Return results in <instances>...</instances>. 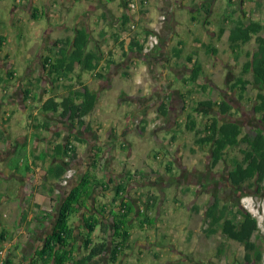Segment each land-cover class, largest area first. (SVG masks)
<instances>
[{
	"label": "crops",
	"instance_id": "0c3cea01",
	"mask_svg": "<svg viewBox=\"0 0 264 264\" xmlns=\"http://www.w3.org/2000/svg\"><path fill=\"white\" fill-rule=\"evenodd\" d=\"M27 1L29 0H22V2L15 0L10 13V22L8 21V25L5 26L0 23V41L5 39L0 44V249L7 252L9 264H42L38 253L45 247L48 237L53 233L61 201L69 188H61L63 183L60 186L59 183L49 180L44 173L45 166L48 167L50 163L45 165L39 160L34 163L33 156L49 152L58 142L64 141L70 135L73 137L78 135L88 140V143L78 142L77 144L78 157L83 161L95 157L96 150L92 149L98 143L103 144L104 149L107 150L104 160L109 158L115 174L121 175L129 170L132 172L142 170L146 173L159 171V174L164 175V181L161 186H158L162 188L159 194L161 198L153 210L156 215V228L134 229L125 253L119 260L109 262V256H106L105 261L99 264H133L135 257L138 259L149 257L154 247H157V253L171 252L174 256V253L182 254L179 244L170 247L165 243L168 240V234H162L161 230L167 222L175 221L176 225L180 224L181 221L177 219L180 215L179 211L185 208L188 212L185 206L187 201L181 198V194L192 184L178 183L173 207L168 209L167 205L171 198L165 192V187L174 186V182H170L165 170L167 165L172 166L178 177L179 174H184L185 170H189V166H197L196 161H192L189 165L185 159L190 156L189 149L194 152L195 157H198V152L210 155L208 147H201L195 133L187 131L184 126L187 115L192 112L193 102L211 98L214 104H218L223 98H228L233 91L230 87L232 83L218 84L219 80L224 78L223 71L211 69L209 73H206L203 58L211 57L216 53L219 42H228V31L221 37L219 31L223 24L231 25L230 19L224 20L225 15H229L228 7L233 9L234 6L229 5V0H226L228 3L227 7H224L225 12L215 18L212 5L209 12H206V8L203 7L204 4L210 3L209 0H148V4L142 7L140 17L141 23L145 22L144 29L159 30L162 35L166 23L171 28L168 39L166 35L160 39L162 50L160 53L164 57L153 63V72L141 56H132L129 60L117 56L114 64L106 66V63H103L102 67L106 69L104 79L98 78L94 73L84 72L82 80L98 93L96 108L86 118L89 126V130H86V126L78 128L76 123L72 124L42 110V105L49 97L57 95L61 98L67 92L61 88L65 81L52 83L48 71L42 66L43 59L59 50L61 47L58 43L59 39L73 35L74 28L84 21L87 11L92 12L90 18L92 28L98 27L96 23L100 15V29L105 28L112 32L120 26L122 13L125 10L130 13L128 5L123 7L122 0H80L82 4L78 7L76 4L78 0H32L29 5H26ZM35 3L38 4L40 11L44 12L42 17H47L49 26L44 30L46 31L45 41L34 61L36 63L27 64L19 70L16 67L17 58L10 47L13 48L15 44L18 47L21 46L17 42L19 31L16 26L21 21V16H18L21 12L20 8L23 7L26 10L24 21L34 19L32 12ZM241 4L238 15H243L244 11L249 12V9L245 8V0H241ZM154 6L159 8L160 12L166 11L165 14L168 12V21L163 24L153 22L151 10ZM103 13L105 17L101 16ZM106 15H110L109 22L105 20ZM218 27L219 30L216 31ZM185 30L189 33L186 37L183 35ZM208 32L211 33L208 34ZM110 35L105 44L113 47L114 40ZM127 44L126 42V46ZM205 45H210L212 51L208 52ZM175 48H181L180 57L174 56ZM202 49L203 54L202 51L199 52ZM194 51L198 52V58L203 63L204 72L200 75L198 82L208 84L207 94L210 95L206 97L186 81V78L191 75L195 62V58L190 61L188 56ZM228 54H234L233 56L237 59L240 57L229 48V42ZM119 67L123 68L120 71L122 76L123 72L128 74L123 76L126 85L119 87V90L115 92L114 87H118L119 81L116 80L117 76L113 75L119 71ZM113 69H116L115 72ZM213 72L214 75H212ZM156 76H159L160 81L154 86L151 78ZM210 79L212 81L209 82ZM25 90L31 91L28 96L25 95ZM158 90L167 94V97L163 99L168 108L167 116L158 112L159 96L154 94ZM233 93L238 96L237 91ZM150 96L156 99L152 100ZM110 102L120 104L119 117L112 116V108L108 107ZM215 107L212 108L213 113H217L218 108ZM158 116H162L165 123L159 125L156 120ZM199 118L203 122L206 120L201 115ZM45 119L50 122L48 126L35 127L36 124L43 123ZM119 124L121 129L118 128ZM133 131L138 134L139 143L143 142L136 144L138 149L134 150L133 143L128 138L129 133ZM147 139L149 142L146 144ZM24 143H27L26 154L32 165L30 172H22V168L18 170L8 166L11 160L16 158L18 146ZM156 146H163L164 150L156 151L154 149ZM138 158L140 161L136 162ZM175 159L180 160V168L177 167ZM122 161L125 162L122 163ZM3 164L6 165L3 166ZM66 172L64 170V177ZM102 172L99 171V174L102 175ZM155 177L153 176L152 180ZM132 180L135 181V178ZM139 183L137 179L133 182L129 190L130 194L150 189L140 186ZM151 190L157 193L156 186H152ZM94 195L105 202L113 197V192L109 189L104 194L96 192ZM190 200L191 205L195 206L194 199ZM72 222L76 232L71 247H74L75 254L78 256L83 251L81 234L85 230L81 214L74 216ZM99 235L101 232L96 229L94 237L97 238ZM180 237L185 240L184 237ZM171 249H175L176 252H172ZM171 259L174 260V257ZM148 260L151 261V259Z\"/></svg>",
	"mask_w": 264,
	"mask_h": 264
},
{
	"label": "trees",
	"instance_id": "16d2710c",
	"mask_svg": "<svg viewBox=\"0 0 264 264\" xmlns=\"http://www.w3.org/2000/svg\"><path fill=\"white\" fill-rule=\"evenodd\" d=\"M229 2L234 7L233 9L228 7L229 15H225L224 21L227 18L232 22L231 25L221 26L219 36L228 31L229 48L237 56L243 54L247 56L239 75L230 86L233 91L238 92V98L243 101L250 94L251 89H264V22L253 16L247 17V13L252 12L251 9L249 12L244 11L243 15H238L243 3L241 4L240 1L237 6L233 5V0ZM122 3L128 5V0H122ZM203 7L206 8V12H209L211 3H206ZM43 14L44 12H41L38 7L33 9L34 19L41 18ZM90 15V11H87L84 21L82 20L83 22L74 28L73 35L59 39L58 43L61 45L59 50L44 57L42 63L52 83L65 81L61 88L67 91L61 98L57 95L49 97L42 105V110L72 124L76 123L78 128L86 126V130H89L86 118L96 108L98 93L82 80V74L91 72L98 78L104 79L106 69L104 70L102 64L106 63V66H109L116 62L114 52L103 49L101 41L107 43L108 35L111 34L114 40L113 47L121 51V58L129 60L132 54H139L148 63L152 72L154 71L153 63L162 57L160 42L148 52L144 51V44L138 42L137 35L151 33L144 29L140 19L136 21V32L126 46V40L122 38V34L133 20L131 12L125 10L122 13L120 26L115 31L100 29L101 39L94 35L95 29L91 27ZM101 16L105 17V13ZM98 18L96 25H99L100 15ZM168 25V23L165 24L159 39L165 37L167 31H170L171 28ZM251 42L255 43L254 49L245 50V46ZM205 46L208 52L212 51L210 45ZM181 51V48H175L174 56L180 57ZM188 58L190 61L195 58V62L191 75L186 78V81L202 92L204 97L209 96L208 84L198 82L200 75L204 72L198 52H192ZM127 74L123 72V76ZM30 92L25 90V95L28 96ZM154 94L159 96L158 105L156 104L158 112L167 116L168 108L163 101L167 94L161 90L155 91ZM150 98L156 99L152 96ZM248 100L250 101V98ZM193 104L192 112L187 115L184 128L195 133L201 147H208L213 159L228 163L230 168L227 178L233 191L242 196L249 194L246 187L256 189L255 194L264 192V130L259 126L264 124V98L260 97L253 103L252 110L257 119V126L248 128H244L237 120L225 118L241 111L236 108L230 98H223L218 104H214L211 98L197 100ZM214 106L218 108L217 113L212 112ZM200 115L203 119L206 118L204 122L199 118ZM49 124V120L45 119L43 123L36 124L35 127H46ZM78 142L88 143V140L78 135L74 137L70 135L64 141L58 142L49 152L33 156L34 163L38 160L43 164L50 163L48 167L45 166L44 174L49 180L59 185L64 181V170L75 169L74 176L69 182L60 185L61 188L69 189L61 201L53 233L48 237L45 247L38 253L42 264H99L105 261L106 256H109V262H117L125 253L134 229L156 228V215L153 210L161 195L153 192L151 187L161 186L164 175L159 174V171L146 173L142 170L134 172L129 170L121 175L115 174L109 158L104 160L107 150L104 149L103 144L97 143L93 146L95 149L92 150H96L95 157L83 161L78 157ZM26 151L27 143L19 145L16 158L11 160L9 167L18 170L22 168V172H30L32 165ZM75 165L77 167H74ZM77 169L79 171H76ZM99 171H103V174L100 175ZM166 172L175 176L174 169L170 165L166 166ZM153 176H156L154 180H152ZM132 178H135V181L139 180L140 186L150 189L130 194L129 190L135 182ZM169 178L170 182H174L171 176ZM109 189L113 192V197L109 201L104 202L94 195L96 192L104 194ZM237 199L224 202L221 197L215 195L213 200L203 206L205 222L209 220L215 222L207 233L220 232L224 238L245 245V260L250 264H264L263 245L259 242L262 232L258 218L240 204V197ZM194 207L198 211L202 209L198 205ZM80 214L85 230L81 234L83 251L77 256L74 247H71L76 232L72 218ZM96 229L101 232L97 238L94 237ZM109 241L112 242L111 248L108 247ZM9 262L7 258L6 264Z\"/></svg>",
	"mask_w": 264,
	"mask_h": 264
},
{
	"label": "rangeland",
	"instance_id": "374dc122",
	"mask_svg": "<svg viewBox=\"0 0 264 264\" xmlns=\"http://www.w3.org/2000/svg\"><path fill=\"white\" fill-rule=\"evenodd\" d=\"M240 1L241 0H233V3L234 5H239ZM31 2L32 0L27 1L26 5H29ZM209 2L212 5V9H214L216 15L215 18L218 17L219 14L225 12L224 7L228 3L226 0L225 3L224 0H209ZM245 2H246L245 8L252 10V12H250L248 17L253 16L264 22V0H245ZM14 3L15 0H0V23L2 24V26L8 25V23L10 22L11 19L10 13H11V9L14 6ZM76 4H78L77 5L78 7L82 3L80 0H78ZM121 5L123 7L125 6L123 3ZM35 7H38L37 3H35L34 8ZM20 11L21 12H19L18 16L19 17L21 16L20 19L21 21H19V23H17L16 26H17V30L19 31L17 42L20 43L21 46L18 47L15 44L13 48L12 47L10 48L11 51L15 53V56L17 58L18 63L16 67H18L19 70H22L25 65L30 63L31 64L36 63L34 61L36 60L38 53L42 49V44L45 41L46 31L44 30L48 28L49 21L47 17H42L39 19H29L24 21L26 10L23 9V7H21ZM151 11H152V16L154 18L153 22L155 24L161 22V15L166 16L164 23L168 21L169 19L168 12L167 14H164L166 11H163L161 14L159 8H157L156 6H154ZM180 11H183V9H180ZM91 13L92 12L90 10V14ZM105 20L109 22L110 15H106ZM144 24L145 22H142L143 26H145ZM99 29L100 26L98 25V27L95 28L94 30V35L97 36L98 39H101L99 37ZM218 30L219 27L216 28V31ZM210 33L208 32V34ZM169 34L170 33L168 31V34H166L167 39ZM188 34L189 33L187 30L183 32L184 37H186ZM210 39L213 40V38ZM101 43L103 44L104 49L106 51L112 50L115 54L114 55L115 57L121 56L120 50L118 49L115 50L114 47H112V45L105 44L103 41H101ZM218 45L219 48L216 53L212 54L211 57L209 56L203 58L205 71L206 73H209L211 69L212 70L215 69V71H217L216 69H218V71H223L224 78L222 80H219L218 84L219 85H224L225 83L230 84L234 82L236 77L239 75L243 63L247 60V56L243 54L237 59L235 56H233L234 54L232 55L228 54V42L226 41L219 42ZM254 47H255V43L251 42L250 44L245 46L244 49L253 50ZM201 51L203 54V49L200 50L199 52ZM132 55L140 56L139 54L136 53ZM163 57L164 56L162 55L160 60ZM122 69L121 67H119V71L113 75V76L116 75L117 76L116 80L119 81L118 87L117 86L114 87L115 92L119 90V87H123L126 85V80H124V77L120 74V71H122ZM114 70L116 69H113V71ZM212 75H214V72ZM151 80H152V84L156 86L160 81V78L159 76H156V77H152ZM210 81L212 80L210 79L209 82ZM215 86L217 87V84H215ZM231 92L232 93L228 96V98H230V100L233 101L238 106L236 108L242 106V109H244V111L246 110L250 112L251 117L249 119L250 121L247 122L246 118L248 117V115L246 113L240 114L237 111L234 113L233 116H227L225 118L229 117V119L231 120L233 119L239 121L244 128L256 126L257 119L255 118V114L252 112V105L258 98L264 95V90L262 89L259 90L257 88L251 89L250 94H248L243 101L237 98L238 96L236 93H233V91ZM247 98L248 99L250 98V101ZM108 107L112 108L111 112L113 117L120 116L119 114L120 104L115 102H110V104H108ZM162 123L165 122L163 121ZM118 128L121 129V125ZM128 138L129 141L133 143L132 146L133 150L138 149V146L136 144L143 143V142L139 143L138 134L135 131L129 133ZM148 140L149 139L146 140V144L149 142ZM154 149L156 151L164 150L163 146H156ZM188 152L190 156L189 158H185L186 161L189 163V165L192 163V161H196L197 166L194 167L189 166V170L184 169L185 173L181 175L179 174L178 177L176 176V173L174 177L172 174H168L169 176L172 177V180L174 181L173 183L174 186L167 188L165 187V192L171 198V201L169 202L167 207L168 209H172L174 196L178 192L176 190L178 183L181 182L182 184L185 185L192 184L191 185L192 188L191 187H188L189 189L186 188V190H183V193L181 194V198L184 201H187L185 206L188 209V212L187 210H185V208L184 209L181 208L183 209V211H179L180 215L177 217L178 221H181L180 224L176 225L175 221L171 223L167 222L164 225L163 229L161 230L162 234L164 233L168 234V240H166L165 243H167V245L169 244L170 247L172 245L179 244L183 253L182 254L174 253L175 256L172 255L171 252H167V253L164 252L163 254H161V253H157V247H154L149 257L142 259L141 258L138 259L137 257H135V260H133L135 262L133 264H250L244 258L246 253L245 245L224 238L220 232H215L210 234L207 233V230L211 229V226H213L215 222L213 220H209L208 222H205L203 206L209 203L211 200H213L215 195L221 197L224 202L236 201L238 200L237 198L240 197V201H239L240 204L243 207L247 208L249 211H251L258 218L262 232L261 241L259 242L262 243L264 250V192L260 194L251 193L247 195L245 194L243 196L242 195L237 196V194L233 193V187L227 178V172L230 168L227 162L213 159L211 155H207V153L204 154L198 152L197 153L198 157H195L194 152H192L190 149ZM235 152H237V148H235ZM139 161L140 158H138L136 162ZM175 161L177 167L180 168L181 166L180 160L175 159ZM119 162L121 164V161ZM124 162L125 161H122V163ZM4 165L6 164H3V166ZM195 185L196 187L194 188ZM161 190L162 188L156 186L157 195L160 194ZM190 199H194L195 203L194 202L193 203L196 204L195 206L198 205L202 209L199 211L196 210L195 207L191 205V202H189L191 201ZM172 220H176V218H172ZM180 236H182V238L184 237L185 240H182ZM171 250L172 252H176L175 249H171ZM173 257L174 260L171 259ZM148 259H151V261H149Z\"/></svg>",
	"mask_w": 264,
	"mask_h": 264
},
{
	"label": "built area",
	"instance_id": "2783aa9c",
	"mask_svg": "<svg viewBox=\"0 0 264 264\" xmlns=\"http://www.w3.org/2000/svg\"><path fill=\"white\" fill-rule=\"evenodd\" d=\"M17 1L20 2L21 0H17ZM147 4H148V0H130L128 2V7L132 14L133 20L130 23V26L127 29H125L122 34V38H124V40H126L127 43L131 41L132 36H134L136 32V21H138L141 17L142 7H144ZM165 19L166 16L161 15L160 23L163 24ZM152 30L149 35H145V34L137 35V40L139 43L144 44L145 51L151 50L155 45L159 44L160 42L159 39L160 31L154 29ZM163 121L164 118L162 116L157 118L158 124H161ZM66 173L67 174L64 177V181H63L64 184H67L69 182V180L73 177L75 172L73 169H68ZM7 258H8L7 252L4 249H0V264H6Z\"/></svg>",
	"mask_w": 264,
	"mask_h": 264
},
{
	"label": "flooded vegetation",
	"instance_id": "af4514ba",
	"mask_svg": "<svg viewBox=\"0 0 264 264\" xmlns=\"http://www.w3.org/2000/svg\"><path fill=\"white\" fill-rule=\"evenodd\" d=\"M262 90H264V89H262ZM262 97L264 98V95H263ZM235 106L238 107L236 104H235ZM240 107H241V108H240ZM239 109L241 110V111H240V114H243V113L245 114V113H246V114L248 115V117L246 118V121H247V122L250 121V120H249L250 117H251L250 112H248V111H246V110L244 111V109H242V106H239ZM252 112H253V110H252ZM253 113H254V112H253ZM254 114H255V113H254ZM255 118H256V117H255ZM255 122H256V121H255ZM256 126H257V125H256ZM259 126L264 130V124H259ZM246 191H247V193H249V194H251V193H252V194H255V192H257L256 189L247 188V187H246ZM233 193H234V194H237V193H235L234 191H233ZM238 195L241 196L240 193H238L237 196H238Z\"/></svg>",
	"mask_w": 264,
	"mask_h": 264
},
{
	"label": "water",
	"instance_id": "95a60500",
	"mask_svg": "<svg viewBox=\"0 0 264 264\" xmlns=\"http://www.w3.org/2000/svg\"><path fill=\"white\" fill-rule=\"evenodd\" d=\"M111 245H112V242L109 241V243H108V247L111 248Z\"/></svg>",
	"mask_w": 264,
	"mask_h": 264
}]
</instances>
